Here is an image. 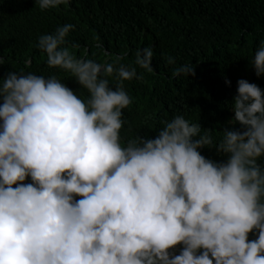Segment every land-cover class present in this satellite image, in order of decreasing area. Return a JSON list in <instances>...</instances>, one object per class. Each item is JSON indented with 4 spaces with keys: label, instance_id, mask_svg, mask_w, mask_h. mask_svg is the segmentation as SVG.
<instances>
[{
    "label": "clouds",
    "instance_id": "9594fccd",
    "mask_svg": "<svg viewBox=\"0 0 264 264\" xmlns=\"http://www.w3.org/2000/svg\"><path fill=\"white\" fill-rule=\"evenodd\" d=\"M68 2L35 0L41 10ZM74 27L37 47L86 101L54 75L0 79V264H264V90L237 81L232 127L213 147L210 130L183 115L122 146L124 81L143 76L77 58L65 46ZM135 56L153 71L152 47ZM249 60L264 76V39ZM173 75L194 76L195 65Z\"/></svg>",
    "mask_w": 264,
    "mask_h": 264
},
{
    "label": "trees",
    "instance_id": "16d2710c",
    "mask_svg": "<svg viewBox=\"0 0 264 264\" xmlns=\"http://www.w3.org/2000/svg\"><path fill=\"white\" fill-rule=\"evenodd\" d=\"M69 23L75 27L65 46L77 58L135 67L143 76L124 81L132 104L122 110V146L139 136L155 138L161 121L183 115L200 123L202 132L210 130L213 147L232 127L227 122L234 115L237 81L246 79L264 90V76L257 77L249 60L264 39V0H69L46 10L35 0H0V79L10 71L54 75L86 101L87 90L70 73L49 67L47 54L37 47L41 35ZM149 46L152 72L135 64L137 49ZM190 63L194 76L173 75Z\"/></svg>",
    "mask_w": 264,
    "mask_h": 264
}]
</instances>
